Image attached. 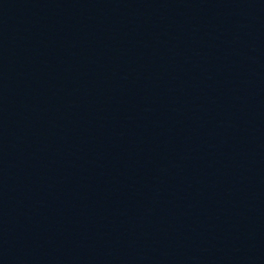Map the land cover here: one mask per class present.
<instances>
[{"label":"water","instance_id":"1","mask_svg":"<svg viewBox=\"0 0 264 264\" xmlns=\"http://www.w3.org/2000/svg\"><path fill=\"white\" fill-rule=\"evenodd\" d=\"M0 264H264V0H0Z\"/></svg>","mask_w":264,"mask_h":264}]
</instances>
